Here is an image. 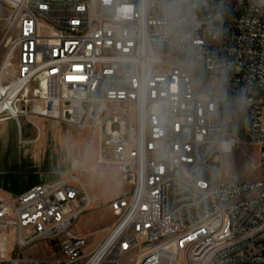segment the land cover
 <instances>
[{
  "label": "built area",
  "instance_id": "1",
  "mask_svg": "<svg viewBox=\"0 0 264 264\" xmlns=\"http://www.w3.org/2000/svg\"><path fill=\"white\" fill-rule=\"evenodd\" d=\"M0 5L16 61L10 117L92 129L98 164L129 187L96 245L74 230L91 206L83 162L17 198L0 194V264H264V0ZM197 65L215 93L198 90ZM241 122L243 140L227 132ZM241 143L259 148L260 178L224 182L220 158ZM39 243L49 255H18Z\"/></svg>",
  "mask_w": 264,
  "mask_h": 264
},
{
  "label": "rangeland",
  "instance_id": "2",
  "mask_svg": "<svg viewBox=\"0 0 264 264\" xmlns=\"http://www.w3.org/2000/svg\"><path fill=\"white\" fill-rule=\"evenodd\" d=\"M193 15L203 17L204 10L197 8L193 11ZM9 18L10 10L0 5V70L9 54V49L4 47L5 42L12 35V30L8 29ZM9 63L4 72L2 86L13 81L16 61L12 56ZM194 78L201 93L206 95L215 93V80L209 73L202 71L199 65ZM2 118H9L4 121H11L7 123V131L3 134L6 135V140L2 135L4 121L0 122V191L8 198H17L21 192L34 184L65 179L73 172L74 161L83 162L84 169L78 171L76 175L85 189H83L84 193L93 200L89 211L74 224V230L80 235L90 236L93 245L98 244L103 237V229L115 219L110 204L118 197L128 194L129 187L120 182L113 166L97 164L99 143L96 133L92 129L82 130L68 123L42 117H31L32 124H29L25 117H21L20 123L24 131L28 126H32L33 130L36 129L34 131L36 136L37 126L41 132L45 131V135L36 140L34 138L31 145L21 146L18 144L15 120L7 114H3ZM230 131L241 140L244 139L242 122L237 127L227 125V132ZM258 164L259 148L256 145L241 143L231 154L221 156L219 168L222 180L224 182L256 181L260 178ZM87 187L91 190H87ZM11 240L13 241V238ZM10 244L12 251L13 246L11 242ZM51 249V244L39 243L22 250L18 255L40 258L49 255ZM12 256H15L14 251Z\"/></svg>",
  "mask_w": 264,
  "mask_h": 264
},
{
  "label": "bare ground",
  "instance_id": "3",
  "mask_svg": "<svg viewBox=\"0 0 264 264\" xmlns=\"http://www.w3.org/2000/svg\"><path fill=\"white\" fill-rule=\"evenodd\" d=\"M10 59H11V54H8L4 63H3V66L0 70V79H3L4 72H5L6 68L10 65V63H9ZM14 91H15L14 89L6 88L5 86L0 85V121L4 120V119H9V118L3 119L2 118L3 114H7V116L15 117V114L17 111H16V108L14 106H12ZM74 162H77V161H74ZM82 187H83V185H82ZM83 189H84V187H83ZM89 201H90V199H89Z\"/></svg>",
  "mask_w": 264,
  "mask_h": 264
},
{
  "label": "crops",
  "instance_id": "4",
  "mask_svg": "<svg viewBox=\"0 0 264 264\" xmlns=\"http://www.w3.org/2000/svg\"><path fill=\"white\" fill-rule=\"evenodd\" d=\"M1 121H4V120H1ZM0 121V122H1ZM9 121H11V120H7V121H4V124H3V128H2V135L3 134H5L6 133V131H7V123L9 122ZM15 123V122H14ZM15 125H16V128H17V132H18V144H20L21 146L22 145H24V144H28V145H31L32 144V142L34 141V138H35V140L37 139V137L39 136V137H43L44 135H45V131L43 132H41V129L39 128V126H37V128L39 129V133H37V136H36V132H34L35 130H33V128H32V126H28L26 129H25V131L23 130V127L22 126H18L16 123H15ZM41 135V136H40ZM6 137V135H3V139H7V138H5ZM39 137H38V139H39ZM98 156H99V154H98ZM96 162H97V164H98V157H97V160H96ZM99 165V164H98ZM114 169H115V171H116V173H117V170H116V168L114 167ZM117 175H118V173H117ZM118 178H119V176H118ZM120 180V179H119ZM121 182V181H120ZM35 185H39V184H34V185H32V186H30L28 189H30L31 187H33V186H35ZM27 189V190H28ZM27 190H25V191H27ZM87 190H91L90 189V187H87ZM24 191V192H25ZM24 192H21L20 194H22V193H24ZM0 194L1 195H4L1 191H0ZM19 194V195H20ZM95 197V196H94ZM93 200V199H92ZM92 200L90 199V201L92 202ZM95 202V201H94ZM109 226V225H108ZM107 226V227H108ZM106 228V227H105Z\"/></svg>",
  "mask_w": 264,
  "mask_h": 264
}]
</instances>
